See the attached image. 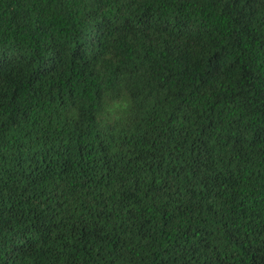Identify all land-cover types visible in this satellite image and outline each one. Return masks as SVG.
Segmentation results:
<instances>
[{
	"label": "trees",
	"instance_id": "trees-1",
	"mask_svg": "<svg viewBox=\"0 0 264 264\" xmlns=\"http://www.w3.org/2000/svg\"><path fill=\"white\" fill-rule=\"evenodd\" d=\"M0 264H264V0H0Z\"/></svg>",
	"mask_w": 264,
	"mask_h": 264
}]
</instances>
